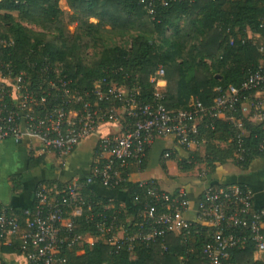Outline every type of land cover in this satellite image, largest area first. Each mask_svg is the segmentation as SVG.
I'll list each match as a JSON object with an SVG mask.
<instances>
[{"label": "trees", "instance_id": "1", "mask_svg": "<svg viewBox=\"0 0 264 264\" xmlns=\"http://www.w3.org/2000/svg\"><path fill=\"white\" fill-rule=\"evenodd\" d=\"M58 2L0 0V36L12 42L2 48L0 57L11 62L14 72L23 71L31 86L41 83L40 69L47 66L44 77L53 78L52 72L58 69L80 91L92 93L105 78L125 86L140 102L149 103L154 94L151 78L162 66L166 86L160 101L167 110L185 109L193 99L210 108L219 94L216 87L221 90L239 87L262 59L258 44L264 38V0H182L156 5L153 14L139 0H65L69 11L61 10ZM103 26L117 33L132 32L134 36L128 46H105L98 34ZM248 30L253 38L247 37ZM154 35L161 39L160 43L151 39ZM195 39L197 43L192 46L191 41ZM245 95L240 97V103ZM240 103L235 104L234 110H226L223 117L211 116L208 112L201 116L195 138L203 153L199 155L196 148H185L187 156L177 159L181 170L201 163L205 174H211L217 165L227 161L246 169L253 159L264 158V120L258 124L251 122L240 111ZM235 120L241 122L244 131L240 136L244 149L242 159L236 156L240 130ZM97 142L91 167L95 163ZM148 151L149 148L138 164L140 170ZM165 152L160 156L162 167L167 157ZM42 159V155L30 149L26 169L38 166ZM130 172L129 165L121 172L123 180L114 187L125 190L128 206H120L117 201L109 204L107 198L96 194L88 185L81 188L85 201L83 213L74 218V230L96 239L91 245L64 250L65 263L207 264L202 248L211 239L213 227L191 222L178 233L165 231L153 239H142L150 226L144 209L153 205L157 213L165 211L164 202H157L146 194L150 180L140 184L129 179ZM22 179L21 173L10 177L12 193L21 188ZM152 181L161 187L158 181ZM68 182L41 181L38 185H55L60 189ZM24 210L11 207L8 210L17 218L21 229ZM87 213L93 214L92 219H86ZM103 214L106 217L114 214L123 231L118 249L105 241L107 234L102 236L97 230L99 215ZM131 235L133 239L129 240ZM18 243L15 240L2 245L0 252L17 253ZM228 251L229 256L222 264H264V253L254 258L250 241Z\"/></svg>", "mask_w": 264, "mask_h": 264}, {"label": "built area", "instance_id": "2", "mask_svg": "<svg viewBox=\"0 0 264 264\" xmlns=\"http://www.w3.org/2000/svg\"><path fill=\"white\" fill-rule=\"evenodd\" d=\"M176 1L182 0H139L149 14L154 13L156 5ZM11 43L10 39L0 36V51ZM258 52L262 59L257 69L250 72L239 87L228 86L226 90L216 87L219 94L210 108L193 99L187 108L177 110H167L160 101L162 91L158 87L164 80L162 66L151 78L153 100L142 103L133 92L128 93L121 85L105 78L89 93L73 87L58 69L52 72L53 78L44 77L47 66L40 69L41 83L31 86L23 71L14 72L11 62L0 57V141L19 140L28 135L41 149L67 156L99 123L119 119L125 122L121 132L99 137L95 163L85 178L74 177L60 189L55 185L37 184L33 206L23 212L22 229L17 218L8 212L10 208L0 204V246L19 241V252L15 253L19 261L14 264H66L64 250L91 245L96 239L93 235L74 230V218L83 213L85 200L81 188L93 183L114 188L123 180L122 170L131 163L140 164L146 149L156 139L170 137L184 148H197L199 142L195 134L201 116L208 112L220 117L226 110H234L243 94L247 95L239 105L240 111L243 113V103L249 102L252 115L264 120V38L258 44ZM59 100L61 103L57 102ZM235 124L240 130L236 156L242 159L244 149L240 136L244 131L239 120H235ZM139 183L145 184L146 180ZM148 184L146 194L157 202L162 200L165 211L157 213L153 205L144 209L150 226L142 239H153L165 231L178 233L191 222H200L214 228L211 239L202 248L207 264H222L229 256V249L247 241L252 243L254 254L264 253V205L255 207L249 186L205 185L197 201L196 220L189 221L182 217L189 205L183 190L173 195L152 180ZM99 216L97 230L102 236L107 234L105 241L118 249L123 231L116 216ZM85 217L90 220L93 214L87 213ZM128 239L132 240L133 235ZM0 264L7 263L0 259Z\"/></svg>", "mask_w": 264, "mask_h": 264}, {"label": "crops", "instance_id": "3", "mask_svg": "<svg viewBox=\"0 0 264 264\" xmlns=\"http://www.w3.org/2000/svg\"><path fill=\"white\" fill-rule=\"evenodd\" d=\"M61 1L64 2L63 5L60 4ZM58 5L61 10L69 11L65 0H59ZM91 19L93 18H90V21ZM165 86V80H161L158 89L163 92ZM122 87L126 90L125 86L122 85ZM242 111L244 116L251 122L257 124L261 122L260 119L252 115L249 110V102L245 101L243 103ZM223 116L224 114L220 117ZM124 124L123 119L117 121L106 120L99 123L94 131L67 156H60L51 149H41L38 142L33 143L28 135H23L19 140L7 138L0 141V204L7 208L28 209L32 204L33 191L39 182L58 181L64 183L74 177L87 175L91 170V163L94 159L93 153L99 137L121 132ZM30 149L37 155H42L43 159L38 166L26 169ZM188 149L193 150V148ZM195 150L200 153L199 155L203 153V147L200 145ZM163 151H166L164 156H167L164 157V167L161 166L160 159ZM169 154L173 157H168ZM186 156V149L178 145L173 138H158L149 147L143 169H138V165L135 163L130 164L129 179L133 181L156 180L168 192L183 190L189 205L182 213V217L189 221L196 220L199 195L203 187L211 183L221 186L230 184L247 185L254 194V204L257 207L264 205V158L253 159L246 169H240L231 161H227L217 165L211 174H203L202 177L195 178V180L180 182L181 180H178L177 176L179 175L178 170L181 169L178 166L177 159ZM19 173L23 176L21 188L12 193L10 177ZM89 187L99 196L107 198L111 205L113 201H117L120 206L130 204L123 189L108 188L96 183L89 185ZM259 255L255 254V258H258ZM0 259L7 264H14L19 261L14 252H0Z\"/></svg>", "mask_w": 264, "mask_h": 264}, {"label": "rangeland", "instance_id": "4", "mask_svg": "<svg viewBox=\"0 0 264 264\" xmlns=\"http://www.w3.org/2000/svg\"><path fill=\"white\" fill-rule=\"evenodd\" d=\"M62 2V1H61ZM60 4H64V2H62ZM93 19H91L92 21ZM171 31H167L165 33L166 36H168V34ZM99 36L101 37V39L103 40V43L105 46H128V44L130 43V40L133 38L134 34L132 32H125V33H117L112 31L109 26H103L99 29L98 32ZM247 37L248 38H253V34L248 30L247 31ZM151 39L153 41H155L156 43H160L161 39L157 36H151ZM198 39L192 40L191 41V45L194 46L196 45ZM106 121V120H105ZM60 161V160H59ZM204 166L203 164H194L190 169L187 170H178L179 171V175L178 180H181L180 182H186L187 180H195V178H200L202 177L204 173ZM254 258H255V254H254Z\"/></svg>", "mask_w": 264, "mask_h": 264}]
</instances>
